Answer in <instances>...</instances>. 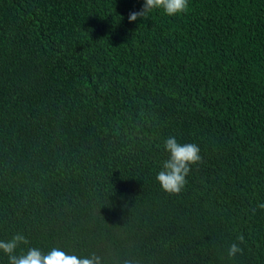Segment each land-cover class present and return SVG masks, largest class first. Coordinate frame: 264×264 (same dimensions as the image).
<instances>
[{
  "label": "trees",
  "instance_id": "obj_1",
  "mask_svg": "<svg viewBox=\"0 0 264 264\" xmlns=\"http://www.w3.org/2000/svg\"><path fill=\"white\" fill-rule=\"evenodd\" d=\"M143 3L0 0V240L103 264H264V0L130 22ZM169 136L203 158L179 195L155 179Z\"/></svg>",
  "mask_w": 264,
  "mask_h": 264
},
{
  "label": "clouds",
  "instance_id": "obj_2",
  "mask_svg": "<svg viewBox=\"0 0 264 264\" xmlns=\"http://www.w3.org/2000/svg\"><path fill=\"white\" fill-rule=\"evenodd\" d=\"M156 10H162L167 16H175L187 12L188 0H144L140 11L129 14L130 22L138 18H146ZM164 149L168 152V158L163 161L161 170L155 179L161 190L169 195H179L186 187V177L190 174L193 165L203 162L200 148L195 143L181 144L174 136H169L163 142ZM264 210V202L257 205ZM255 214L256 208L251 210ZM239 243H232L227 251L229 258L243 254L240 244L245 242L244 236L238 235ZM21 245H30V241L22 232H16L8 240H0V251L8 257L9 264H103V259L95 253L87 256L70 254L59 247H52L43 252L37 247H28L27 251L17 249ZM123 264H133L132 260L126 259Z\"/></svg>",
  "mask_w": 264,
  "mask_h": 264
}]
</instances>
